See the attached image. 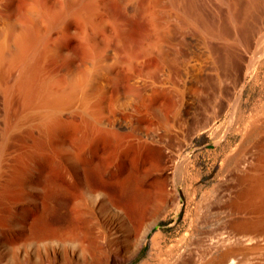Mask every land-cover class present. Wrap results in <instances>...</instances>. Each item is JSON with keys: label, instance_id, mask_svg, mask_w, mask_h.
Returning <instances> with one entry per match:
<instances>
[{"label": "rangeland", "instance_id": "obj_1", "mask_svg": "<svg viewBox=\"0 0 264 264\" xmlns=\"http://www.w3.org/2000/svg\"><path fill=\"white\" fill-rule=\"evenodd\" d=\"M135 1L137 7L148 10L135 11ZM70 2L0 0V40L9 30L18 33L28 27L42 42V53L26 76L31 91L41 86L58 94L74 76L88 77L94 65L93 53L99 50L109 55L115 30L131 18L129 47L116 48L113 59H98L95 65L103 74L97 78L96 94L89 96L85 109L62 106L48 121L40 119L34 98L22 99V81L15 75L17 56L9 47L4 48L0 63V264H106L110 260L105 253L108 246L117 247V256H128L139 232L158 214L161 216L147 242L121 264H225L221 250L207 258L200 254L209 238H226L232 231L235 217L231 210H236L229 201L240 196V190L237 172L226 169V160L242 144V131L246 129L253 146L250 156L262 148L264 63L256 77L245 78L238 117L232 118L231 88L217 103L205 99L207 94L216 93L217 86L203 85L200 99L193 105L195 120L191 114L186 129L178 128L176 102L171 95L145 94L131 85L137 69L150 82L157 66L154 54H144L153 34V1L84 0L82 7L89 19L66 13ZM33 9L41 13L36 22ZM139 60L144 62L141 68L135 65ZM108 105L118 110L122 119L132 113V121L149 132V140L111 134L99 129L100 125L94 126L91 116L97 108L101 110L99 118H110L105 109ZM261 108L263 114L255 116ZM215 133L222 137L216 138ZM167 136L169 144L163 147ZM155 147L165 149L159 155ZM164 190H174V196H165ZM116 195L123 197V208L110 202L100 208L101 197ZM65 197H88V201L95 200L96 207L92 212L80 206L72 214L65 207L61 213L58 204L67 203ZM162 197H178L177 208L171 199ZM59 220L76 223L77 239L63 243L53 238ZM157 231L161 236L153 247L151 237ZM254 231L251 236L258 246H246L238 254L242 253V260L251 258L250 262L264 264V230ZM255 235H259L257 239Z\"/></svg>", "mask_w": 264, "mask_h": 264}, {"label": "bare ground", "instance_id": "obj_2", "mask_svg": "<svg viewBox=\"0 0 264 264\" xmlns=\"http://www.w3.org/2000/svg\"><path fill=\"white\" fill-rule=\"evenodd\" d=\"M83 1L84 0H71L66 6L65 12H72L77 17L80 15L83 17L87 16V14H85L87 11L82 7ZM152 1L155 7L152 12L154 22L153 34L151 42L146 44L144 54H154L155 59L157 60V66L153 75V80L150 82L145 79V77H142L146 76L141 75L142 70L137 69L135 74H132L131 85L138 89L141 88L145 94H147L146 91H148L156 96H162L164 94L171 95L176 102L175 114L178 119L176 121V126L178 128L189 125V115L191 114L192 118H194L193 121L195 120L197 114L195 113L196 108H194L193 105L196 106L195 103L199 101L200 91L203 90V85L217 86L216 93L211 95L207 94L205 98L206 100H212L217 103L218 101L221 102L223 99V92H226L228 91V88H231L233 91L231 93L232 97L230 101L232 118L234 119L238 117L240 115L239 108L242 100L241 94L245 78L247 76L253 78L256 77L258 67L264 63V0ZM136 3L137 1H135L134 5L135 11L141 8L140 6L137 7ZM147 10V8H141L140 11L146 12ZM31 13L34 17L33 21L35 22L41 17L39 10L33 9ZM87 18L89 19L90 17L87 16ZM58 19L60 20V17ZM59 20H57V22ZM51 23L52 22H50V24ZM29 26H32V24ZM58 26L55 27L58 28ZM131 29L132 19L128 18L126 24L115 30V43L110 48L109 55H103L99 50L98 53L94 52L92 56L94 65L93 69L89 72L88 77L74 76L69 85L58 94L45 91V88L41 89V86L38 89L32 87V91L31 87H29V79L26 80V76L32 71L39 55L42 53V42L29 33L30 29H28V27L25 31H20L18 33H12L10 30L7 31V33H4L0 40V63L4 48L9 47L11 54L17 56L14 58L18 65L16 69L17 73H15V75L17 74V77L22 81V99L25 101L34 98L36 105L39 107L40 119L48 121L50 119L49 116L62 106L73 104L77 106L80 105L85 109L89 96L96 94L97 78L103 74L100 68H97L95 64H97L98 59H102L104 56L113 59L115 57L116 48L128 50L129 46L127 42ZM49 30L48 31L51 32L53 29L51 30L50 28ZM43 37L44 36H42V38ZM145 55H143V57ZM143 63L142 60L135 61V65H140V68ZM16 70L14 72H16ZM144 74H146V72ZM220 106L219 109L221 108ZM111 108L110 105L105 108L107 112L109 111L108 115L110 116V118L106 120L98 117L101 110L97 108L96 115L91 116L93 125H100L99 129H103L111 134L123 135L126 137L135 136L138 140H143V142L149 140V132H143L139 123L137 122L135 124L132 121V113H128L127 116L124 115L125 113H121L122 116L124 115L127 117L122 119L120 114H118L119 111ZM262 109L263 108L257 110L255 116H259L257 114H263L261 111ZM259 111H261V113ZM214 136L220 138V136L222 137V134L215 133ZM243 136L244 139L238 148V151L230 158H226V169L228 171L237 172L236 186H238L237 188L240 190L239 194L235 193L240 196L237 195L238 197H235L233 201L231 199L229 201L230 206L232 204L235 206V208L231 209L236 210L233 211L230 209L231 215H234L235 217V220L232 221V231H228L229 233L226 238H217L214 236L217 239L213 240L214 238L211 237L212 239L209 238V240L207 238L209 240L206 239L207 242L203 239L206 243V248H204V253L202 252L200 254L201 256H204L202 258H207L206 255L208 256V254L210 255L216 250H221L220 255L225 264L255 263V260L254 262L251 261L252 263L250 262L251 258L250 260H242V253L240 255L238 252L243 250L246 246H249V248L257 247L258 242L254 240L251 233L256 229H260L262 232L264 230V142L262 148L257 149L256 152H252L250 156V150L253 146H250L251 142L249 141L246 129L245 131H242V137ZM160 137H158L157 142H159V140L161 141ZM167 137H164L162 140L163 147L164 145L169 144L170 137ZM216 141L218 142L219 139ZM163 149H158L156 152L161 155L160 153ZM252 150H254V148ZM172 187L175 188L174 186ZM174 193V190H171V193L168 190H164L165 196H174ZM117 196L118 195H116V197H101L102 202L98 203L100 208L104 206L105 202H110L116 208H123V197ZM164 198L171 199V202L175 204L177 208L178 197H162V199ZM61 199L62 201L64 200V198H60V200ZM65 199L67 198L65 197ZM88 200V197H76V199L68 200L67 203L63 202L61 205L59 202L58 208L62 213V209L68 207L72 214L78 207L82 206L86 208L87 211L93 212L96 207L95 200ZM49 207L51 208L50 205ZM143 212L144 211L141 213ZM68 213L67 215L70 214ZM160 216L161 215L158 214L147 222L146 226L137 235V239L128 256H117L115 251L118 249L116 246L112 245L108 246V248H106L107 250L105 249L107 252L103 250L108 255L107 258L110 257V260H107L106 264H121L138 252L140 247L147 242L148 236L152 232L153 227L157 224V220ZM70 221H60L59 224H56L57 226L53 229L54 239L63 243L77 239L76 233L78 230L75 228L76 223ZM246 229L247 231H245ZM98 230L99 229H97V231ZM197 235H199V233ZM160 236L161 233L158 231L152 234L151 245L153 247L158 245ZM255 236L257 239V236L259 235ZM202 238L203 237H201V239ZM181 239L176 241V244H178ZM261 252L259 256L263 254H261ZM237 254L238 256L240 255V258ZM251 257L254 258L255 256L252 255ZM258 261L260 260H257V262ZM221 263L222 262H220V264Z\"/></svg>", "mask_w": 264, "mask_h": 264}]
</instances>
